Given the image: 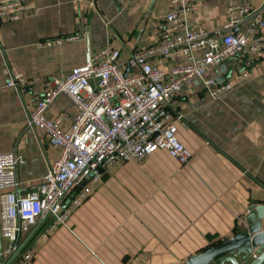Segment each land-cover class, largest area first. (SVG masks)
I'll use <instances>...</instances> for the list:
<instances>
[{"label":"crops","instance_id":"obj_1","mask_svg":"<svg viewBox=\"0 0 264 264\" xmlns=\"http://www.w3.org/2000/svg\"><path fill=\"white\" fill-rule=\"evenodd\" d=\"M22 2L28 7L18 20L0 23V152L22 157L16 179L24 194L41 183L59 149L41 129L26 125L20 98L5 86L8 76L62 78L107 45L125 59L158 41L157 21L174 5L169 0ZM247 3L264 11V0H196L186 21L211 32L223 24L230 5ZM183 61L181 56L150 58L162 70ZM240 66L226 61L223 76ZM205 71L210 78L221 73L211 67ZM168 106L181 116L174 122L176 138L189 152L188 161L182 165L164 149H154L146 159L116 161L84 177L62 205L85 185L90 195L66 225L48 230L49 217L24 239L28 264H185L254 222L260 221L259 232L264 231V56L229 91L211 97L200 79L193 80ZM76 112L62 93L45 117L71 118ZM254 252L244 260L238 254L233 258L247 264Z\"/></svg>","mask_w":264,"mask_h":264},{"label":"built area","instance_id":"obj_2","mask_svg":"<svg viewBox=\"0 0 264 264\" xmlns=\"http://www.w3.org/2000/svg\"><path fill=\"white\" fill-rule=\"evenodd\" d=\"M169 2L174 7L156 24L158 41L129 52L125 59H120L118 48L107 45L62 78L8 76L5 86L20 98L26 125L41 129L59 155L47 166L41 183L21 194L16 167L22 157L0 152V264H28L30 255L21 250L22 244L37 223L50 217L48 230L66 225L90 188L83 186L65 206L63 200L89 172L116 161L146 159L154 149H164L180 164L186 163L189 152L177 140L174 123L181 116L169 109L171 99L198 79L211 97L219 96L264 56L262 8L230 5L223 24L208 32L187 24L196 0ZM27 7L22 0H0V23L18 20ZM174 56L184 59L180 66L164 65L162 70L150 62L152 57L168 61ZM226 61L241 63L240 69L219 82L205 77L207 67L218 70ZM219 74L223 75L216 77ZM62 93L75 105L76 114L46 118L47 107Z\"/></svg>","mask_w":264,"mask_h":264},{"label":"water","instance_id":"obj_3","mask_svg":"<svg viewBox=\"0 0 264 264\" xmlns=\"http://www.w3.org/2000/svg\"><path fill=\"white\" fill-rule=\"evenodd\" d=\"M225 69V63L218 67L221 73H225ZM223 79L224 76L219 75L215 77L214 82H219ZM93 173L94 172H89L84 177L88 178L92 176ZM81 182L82 181H80V183ZM73 196V193L69 194L68 199L65 201V205ZM262 223L264 226V219ZM260 226V221L254 222L253 225L247 227L245 231L237 232L229 238L220 240L218 244L188 257L185 264H208L211 261H214L215 264H239L238 261L233 258V255L238 254L239 258L244 260L254 249L255 252L251 255L252 259L247 264H261L264 261V231L259 232ZM254 231H256L255 234H253Z\"/></svg>","mask_w":264,"mask_h":264}]
</instances>
